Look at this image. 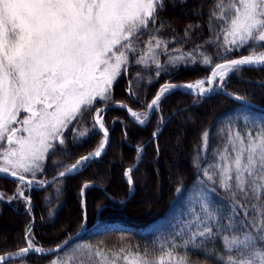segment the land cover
Returning a JSON list of instances; mask_svg holds the SVG:
<instances>
[{"label":"snow or ice","instance_id":"6c2138e0","mask_svg":"<svg viewBox=\"0 0 264 264\" xmlns=\"http://www.w3.org/2000/svg\"><path fill=\"white\" fill-rule=\"evenodd\" d=\"M171 2L175 6L177 0ZM178 2L185 4L187 0ZM165 7L166 0H0V179L11 178L17 185L11 197L0 193V202L23 203L31 214L34 189L55 182L59 193L63 178L100 158L109 144L110 130L103 115L107 107L126 109L143 126L149 121V113L158 111L161 100L176 89L184 88L197 101L205 100L218 88L224 91L232 74L244 68H264V52L255 51L264 46V0H215L208 23L210 30L214 22L220 28L215 39L207 43H217L221 38L223 43L217 44L220 51L216 57L222 62L214 65L213 58L200 51L202 46L191 52L169 50V42L158 38L156 33L165 27L160 21ZM193 14L202 13L194 10ZM194 27L199 26L189 24L185 36ZM244 48L250 49L249 55L226 58ZM170 51L179 55H171ZM161 53L168 57L163 63L158 59ZM196 63L211 66V74L192 83L161 85L147 104L143 118L123 102L111 103L114 86L133 64L145 68L154 64L155 78H159ZM134 79L135 84L128 81L126 91L130 97L137 96L136 88L143 77L137 72ZM152 79L149 77L148 82ZM227 94L246 103L238 94ZM97 104L104 107H96ZM21 112L27 115L21 118ZM89 113H93L92 126L82 127L81 122ZM68 132L72 133L74 145L86 142L96 133L102 134V140L94 151L80 156L71 166H64L52 181L37 179L38 174L45 172L50 154L58 148L66 151ZM158 135L159 126L152 133L153 139ZM208 145L209 132L205 130L200 151ZM156 151L158 154V144ZM142 154L143 145H138L137 162L142 160ZM217 156V163L202 172L207 181L218 184L228 194V210L201 200V211L193 210V218L176 233L186 234V239L178 245L175 236L169 237L160 245L165 256L148 259L146 250L143 256L132 260L124 257L128 264H189L187 253L175 254L180 247L202 250L217 264H264V120H254L252 128L244 133L231 130L227 144ZM193 165L200 168L199 154ZM134 171V167H129L124 172L130 191L135 183ZM89 187L90 183L81 187V228L87 225L83 197ZM103 211V207L97 208L98 215ZM52 215L53 210L49 209V216ZM216 239L222 241L224 251L206 247ZM25 241L24 247L0 254V264H14L17 259L23 262L30 254L54 251L38 246L31 221L25 229ZM95 255L101 252L97 250ZM51 264L60 261L55 259ZM81 264L88 262L81 260Z\"/></svg>","mask_w":264,"mask_h":264},{"label":"trees","instance_id":"16d2710c","mask_svg":"<svg viewBox=\"0 0 264 264\" xmlns=\"http://www.w3.org/2000/svg\"><path fill=\"white\" fill-rule=\"evenodd\" d=\"M214 3L215 0H187L185 4H180L177 0L173 6L171 0H166L165 10L160 13V21L165 27L156 35L169 42V50L191 52L199 45L202 46L201 52L213 58V65L222 62L216 57L220 51L217 44H222L223 38L217 43H207L215 39L220 28L214 22L210 30L208 23ZM194 10L202 14H193ZM189 24L199 27H194L185 36V28ZM156 27H159V21ZM263 48L256 47L255 51ZM169 54L179 55L171 51ZM249 54L250 49L244 48L226 58ZM167 58L163 53L158 56L161 63ZM155 70L154 64L147 68L131 65L128 74L114 86L111 103L123 102L134 110L142 109L161 85L208 76L212 67L201 63L190 64L159 78H155ZM137 72L143 79L136 88L137 96L130 97L126 91L128 81L133 80L135 84ZM149 77L153 78L151 83L148 82ZM261 85H264V68H244L228 78L224 89L264 106V87ZM159 107L163 120L175 113L155 139L150 138L161 124L156 111L152 112L148 123L141 126L129 117L126 109L107 107L103 115L105 126L110 130L109 144L100 158L92 160L78 173L63 178L59 193L56 192L55 182L43 189H34L31 192V214L23 203L0 202V224L7 229L0 237V254L25 246V229L30 221L35 241L44 249L57 246L82 230L81 187L85 183H90L91 187L83 197L87 210L84 232L53 254L33 253L23 262L15 260L14 264H51L55 259H59L60 264H81V260L88 264H128L124 257L132 260L143 256L146 250L150 254L148 259L158 260L166 255L160 251V245L169 237L175 236L178 245L187 238L184 233L181 236H176V233L193 218V210L201 211V200L206 199L226 212L228 194L218 184L207 181L202 169L215 164L217 153L224 149L231 130L246 132L252 128L254 120H264V111L239 104L223 95L220 89L210 98L199 101L188 92L175 90L161 100ZM92 116L93 113L86 115L81 126L90 128ZM178 127L183 131L181 136ZM205 130L209 132V145L201 152V134ZM101 136V133H96L86 142L74 145L72 133L68 132L66 151L58 148L50 154L45 162V172L38 174L37 178L51 179L64 170V166L72 165L80 156L93 151ZM144 144L142 160L137 162V146ZM198 154L200 168L193 165ZM175 157H179L176 162ZM132 166L135 168L132 173L135 183L130 191L124 172ZM16 187L11 178L0 179V193L4 196L11 197ZM213 188L215 191H211ZM98 207L104 208L102 214L98 215ZM49 209L53 210L51 217ZM206 247L217 252L224 251L220 239L208 242ZM97 250L101 255H95ZM185 253L189 264H217L202 250L191 247H180L175 254L183 256Z\"/></svg>","mask_w":264,"mask_h":264},{"label":"water","instance_id":"95a60500","mask_svg":"<svg viewBox=\"0 0 264 264\" xmlns=\"http://www.w3.org/2000/svg\"><path fill=\"white\" fill-rule=\"evenodd\" d=\"M232 59H235V58H232ZM220 63H221V62H220ZM211 71H212V70H211ZM210 74H211V72L209 73V75H210ZM209 75H208V76H209ZM159 89H160V88H159ZM178 90H182V91L187 92V90H183V89H181V88H179ZM221 92H222L223 95H225L226 97L230 98L231 100H233V101H235V102H237V103H239V104H243V105H246V106H249V107L255 108V109H257V110H262V111H264V106H261V105H259V104L255 103V102H253L252 100H250V99H248V98H246V97H244L246 103H242L241 101L236 100V99H233L232 96H230V95L227 94V93H232V92H230V91H228V90H225V89H224V91H221ZM233 94H235V93H233ZM239 96H240V95H239ZM241 97H243V96H241ZM150 113H151V112H150ZM150 113H149V115H150ZM174 113H175V112H172L171 114H169V115L163 120V123H161L160 126H159V133L162 131V129L164 128L165 124L168 122V120L170 119V117H171ZM150 139H153V137H151ZM107 146H108V145H107ZM144 146H145V144L143 145V148H144ZM106 149H107V147H106ZM106 149H105V151H106ZM105 151H104V152H105ZM55 176H57V174H56ZM55 176H53V177H55ZM53 177H52V178H53ZM52 178H51L49 181H52ZM127 199H128V198H127ZM84 230H85V229L83 228L80 232H78V233H76V234H74V235H72V236H69V237L66 238L64 241H62L60 244H58V245L61 246L60 248H57L56 246H55V247H52V248H50V249H53L54 251L51 252V253H45V254H53V253H55V252L61 250V249H62L63 247H65L69 242H71L72 240H74V239H76L78 236H80V234L83 233ZM15 251H16V250H15Z\"/></svg>","mask_w":264,"mask_h":264},{"label":"rangeland","instance_id":"374dc122","mask_svg":"<svg viewBox=\"0 0 264 264\" xmlns=\"http://www.w3.org/2000/svg\"><path fill=\"white\" fill-rule=\"evenodd\" d=\"M257 52H258V53H259V52H264V48L261 49V50H259V51H257ZM207 77H208V76H204V77L196 78V79H194V80H192V81H188V83H192V82H195V81H197V80L205 79V78H207ZM180 83H185V82H176V83H173V84H180ZM205 86H207V85H205ZM218 89H219V88H218ZM218 89H217V90H218ZM156 94H157V93H156ZM156 94H155V96H156ZM155 96H154V97H155ZM154 97H153V98H154ZM194 97H195V96H194ZM153 98H152V99H153ZM152 99H151V100H152ZM195 99H196V97H195ZM151 100H150V101H151ZM150 101H149V102H150ZM149 102H148V103H149ZM148 103H147V104H148ZM147 104H146L145 107H143L142 109H139V110H134V109L131 108L130 106H128V105H127V106H128V108H131V109H133L134 111L140 113V114H141V118H143V115H142V114L147 110ZM103 107H104V106H103ZM156 113L158 114V119L160 120V118L162 117L161 112H160V107H159V110L156 111ZM128 114H129V113H128ZM151 114H152V112H151L150 115H149V119H150V117H151ZM26 115H27V113L21 112V118L24 117V116H26ZM129 117H130V115H129ZM130 118H131V117H130ZM131 119H132V118H131ZM132 120H133V119H132ZM133 121H134V120H133ZM16 127L19 128L20 125L17 124ZM177 130H178V134L181 136L182 133H183V131L181 130L180 127H178ZM21 135L26 136L27 133H21ZM178 139H179V137H178ZM101 140H102V136H101V139H100L98 145L100 144ZM98 145H97V146H98ZM96 148H97V147H96ZM96 148H95V149H96ZM95 149H94V150H95ZM94 150H93V151H94ZM91 152H92V151H91ZM174 160H175V162H176L177 160H179V157H175ZM217 160H218V159H217ZM217 160H216L215 163H217ZM73 164H74V163H73ZM70 166H71V165H70ZM62 171H63V170H62ZM37 179H39V180H44V178H37ZM148 195H149V194L147 193V194H146V197H147ZM195 211H198V209H195ZM82 229H83V228H82ZM84 229H85V228H84ZM6 231H7V229L4 228V227H2V225L0 224V237H2ZM80 231H81V230H80ZM51 248H52V247H51ZM47 249H50V248H47Z\"/></svg>","mask_w":264,"mask_h":264},{"label":"bare ground","instance_id":"6f19581e","mask_svg":"<svg viewBox=\"0 0 264 264\" xmlns=\"http://www.w3.org/2000/svg\"><path fill=\"white\" fill-rule=\"evenodd\" d=\"M186 83H188V82H185V83H180V84H186ZM181 89H183V90H186V89H184V88H181Z\"/></svg>","mask_w":264,"mask_h":264}]
</instances>
